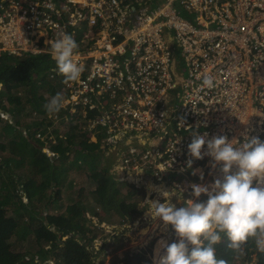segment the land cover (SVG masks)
<instances>
[{
	"label": "built area",
	"instance_id": "1",
	"mask_svg": "<svg viewBox=\"0 0 264 264\" xmlns=\"http://www.w3.org/2000/svg\"><path fill=\"white\" fill-rule=\"evenodd\" d=\"M61 33L84 66L62 110L100 136L119 181L195 200L191 185L223 179L208 156L188 167L196 135L264 141V0H0V57L51 60Z\"/></svg>",
	"mask_w": 264,
	"mask_h": 264
},
{
	"label": "trees",
	"instance_id": "2",
	"mask_svg": "<svg viewBox=\"0 0 264 264\" xmlns=\"http://www.w3.org/2000/svg\"><path fill=\"white\" fill-rule=\"evenodd\" d=\"M43 59L32 54L0 57V112L7 115H0V264H47L46 259L52 264H91L89 246L104 230L86 215L95 211L91 200L80 195L79 200L60 206L61 211L51 212L58 198L48 190L60 189L67 180V186L73 187L72 169L74 173L87 171L103 214L98 221L115 224L132 222L141 212L137 204L144 188L117 179L99 140L90 142V132L73 125L68 111L58 114L59 118L66 115L65 123V117L54 122L46 113L44 105L56 93L67 98L69 91L56 71L41 73L55 67L52 58ZM24 110L28 118H21ZM56 126L64 135L54 132ZM45 134L46 140L41 139ZM7 208L11 214H6ZM13 235L17 245L25 246L26 254H13L16 243L8 240ZM217 255L229 264H264V254L252 249L246 257L234 260L226 241L217 246ZM122 259L123 264L149 263L141 250ZM111 262L119 264L120 260L113 256Z\"/></svg>",
	"mask_w": 264,
	"mask_h": 264
},
{
	"label": "clouds",
	"instance_id": "3",
	"mask_svg": "<svg viewBox=\"0 0 264 264\" xmlns=\"http://www.w3.org/2000/svg\"><path fill=\"white\" fill-rule=\"evenodd\" d=\"M77 49L73 36L67 33L50 42L54 71L63 77L65 84L78 81L84 72V66L74 60ZM200 87L212 89L214 78L204 76ZM66 103V97L56 93L44 108L49 116H55ZM205 145L207 150L202 151ZM188 154L192 158L187 162L189 168L193 159L208 156L213 169L221 166L223 179H216L211 190L203 184L191 185L195 200H183L174 188L171 192L160 190L163 203L144 202L146 215L154 221L161 220L164 226L170 225L178 237L171 244L163 239L157 242L154 264H229L228 259L217 255V246L225 241L234 260L246 257L249 249L264 254V141L245 136L240 143L219 136L206 142L204 136L196 135L188 146ZM141 173L142 170L138 174ZM203 178L201 173L200 179ZM202 195L208 197L207 201L196 202ZM173 196L182 200L184 206L177 208L171 203Z\"/></svg>",
	"mask_w": 264,
	"mask_h": 264
},
{
	"label": "rangeland",
	"instance_id": "4",
	"mask_svg": "<svg viewBox=\"0 0 264 264\" xmlns=\"http://www.w3.org/2000/svg\"><path fill=\"white\" fill-rule=\"evenodd\" d=\"M157 5L153 4V8H155ZM181 15L187 16L185 11L181 12ZM49 56V54H42L41 56ZM40 58V56H38ZM185 75V72L183 73ZM28 116V112L26 110L23 111L21 118H25ZM66 119H65V118ZM28 118V117H27ZM59 118V115L52 116L51 119L54 120ZM64 118V123L67 120L66 115L63 114L60 116L59 119ZM63 122V121H62ZM73 125L80 127V125L75 124L72 122ZM60 126H56L54 132L58 135H64L62 132V129L57 128ZM54 133V134H55ZM46 135L41 136V139L46 140ZM97 139L100 142V136H97ZM89 141L93 142L92 137L89 135ZM108 164L110 162H107ZM19 170V169H18ZM122 170V168H119V171ZM22 171V170H19ZM118 174L120 176H124V171ZM75 170H71L70 176L71 179H74V186L68 187L67 181H65L64 185L60 186V189H49L48 192H53L55 196L58 198V203H55L51 205V208L49 211L56 212L58 210L61 211L62 208L60 206L64 207L69 200H79V196L83 195L84 197H87L89 200H91V204L94 206L95 211L93 213H90L86 211V215L92 219L93 223L98 224V226H102L104 228L103 233L100 234L89 246V250L92 252V263L91 264H111L114 262H111L113 256L117 257L118 260H120L119 264H123L124 260L122 259L125 255L130 257L131 253H137L140 250L146 256V258L149 259V263L144 262V264H154V256H155V248L154 245L159 239L166 240L169 244L173 242L178 241V237L175 234L174 229L169 226H164L163 222L161 220H152L150 217L146 215L147 212V205L144 204V202L153 200L154 196L149 193L150 188H147L144 186V195L143 198L139 201L137 204V208L141 210V212L133 219L132 222H123V223H115V224H107V223H101L98 221L100 216H103L102 212L100 211L99 207H97L96 202L98 199V194L94 192V186L92 182H90L87 171L82 172H76ZM69 176V177H70ZM157 192H160L162 188H155ZM60 190V191H59ZM149 193V195H148ZM58 194V196H57ZM183 196V195H182ZM83 197V198H84ZM177 199V200H176ZM190 199V198H188ZM183 196V200H188ZM194 200V199H193ZM202 200V201H199ZM196 202H206V199H200ZM23 201H25V198H23ZM153 201H157L156 198ZM164 201V200H162ZM163 203V202H161ZM173 204L176 205L177 208L183 207V201L179 200L177 197L173 198ZM58 206V207H57ZM42 209V208H41ZM11 209H6V214H11ZM8 240H11V242L16 243V235L10 236ZM15 249L13 254L15 256H19L20 254H26L25 253V246H22L20 243L15 244ZM148 248H150V252L148 251ZM162 254V252H161ZM26 258V257H25ZM47 264H52L51 259H46L45 261Z\"/></svg>",
	"mask_w": 264,
	"mask_h": 264
},
{
	"label": "bare ground",
	"instance_id": "5",
	"mask_svg": "<svg viewBox=\"0 0 264 264\" xmlns=\"http://www.w3.org/2000/svg\"><path fill=\"white\" fill-rule=\"evenodd\" d=\"M129 178L132 179L131 177H129ZM148 184H150V183H148ZM147 188H150V189L153 188L152 190L149 191V193H150L151 191H154V190L156 191L155 188H162L163 190H166V189H165L164 187H162V186H159V185H158V186H154V185H152V184L148 185ZM167 191H168V190H167ZM149 193H148V195H149ZM157 193H160V192H157ZM155 198H157V197H155ZM155 198H154V199H155ZM154 199H153V200H154ZM176 200H177V199H176ZM159 240H161V239H159ZM159 240H158V241H159ZM158 241H157V242H158ZM157 242H156V244H157ZM154 248L156 249V247H154ZM162 254H163V253H162Z\"/></svg>",
	"mask_w": 264,
	"mask_h": 264
},
{
	"label": "crops",
	"instance_id": "6",
	"mask_svg": "<svg viewBox=\"0 0 264 264\" xmlns=\"http://www.w3.org/2000/svg\"><path fill=\"white\" fill-rule=\"evenodd\" d=\"M173 198H174V197H172L171 203H173Z\"/></svg>",
	"mask_w": 264,
	"mask_h": 264
},
{
	"label": "water",
	"instance_id": "7",
	"mask_svg": "<svg viewBox=\"0 0 264 264\" xmlns=\"http://www.w3.org/2000/svg\"><path fill=\"white\" fill-rule=\"evenodd\" d=\"M63 238H66V236H65V237H63Z\"/></svg>",
	"mask_w": 264,
	"mask_h": 264
}]
</instances>
